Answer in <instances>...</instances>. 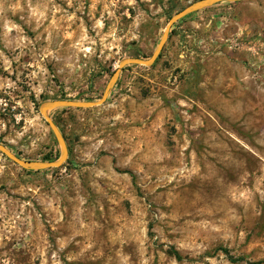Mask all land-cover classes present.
<instances>
[{"label": "rangeland", "instance_id": "1", "mask_svg": "<svg viewBox=\"0 0 264 264\" xmlns=\"http://www.w3.org/2000/svg\"><path fill=\"white\" fill-rule=\"evenodd\" d=\"M195 1L0 0V143L58 157L41 107L99 101ZM169 36L104 105L51 113L62 167L28 174L0 153V264H264V0Z\"/></svg>", "mask_w": 264, "mask_h": 264}, {"label": "water", "instance_id": "2", "mask_svg": "<svg viewBox=\"0 0 264 264\" xmlns=\"http://www.w3.org/2000/svg\"><path fill=\"white\" fill-rule=\"evenodd\" d=\"M243 1H249V0H198L191 4H189L187 7H185L180 12L174 14L168 21L164 32L160 38V41L154 50L153 54L148 59H140L137 57H130L123 59L118 64V68L113 72L111 75V78L100 98L97 102H79V101H71V100H55V101H49L45 103L40 110V113L42 117L44 118L46 124L50 128L52 134L54 135L58 148H59V155L58 158L54 161L45 162V161H28V160H22L18 156L11 153L3 144L0 143V153L5 156L8 160H10L13 164L18 166L24 171H32V172H40L50 169H58L62 167L67 159H68V146L66 143V140L57 127V125L53 122L51 118V113L54 110L61 109V108H67V109H92L99 106H102L106 103L107 98L109 97L111 91L115 87L120 74L124 70V68L129 66H141L150 68L154 65V63L158 60L164 46L166 45L170 31L172 27L179 22L180 20L184 19L185 17L202 11L204 9L213 7L218 4L222 3H239Z\"/></svg>", "mask_w": 264, "mask_h": 264}, {"label": "trees", "instance_id": "3", "mask_svg": "<svg viewBox=\"0 0 264 264\" xmlns=\"http://www.w3.org/2000/svg\"><path fill=\"white\" fill-rule=\"evenodd\" d=\"M169 38H170V36H169ZM161 57V54H160V56H159V58ZM158 58V59H159ZM158 61V60H157ZM157 61L154 63V65L157 63ZM63 110H67V108H63ZM60 131H61V133H62V130L60 129ZM63 134V133H62ZM58 157H55L53 160H50V159H48V158H46V159H44V161H48V162H50V161H54V160H56ZM26 173H28V174H33V173H38V172H32V171H25ZM222 252L225 254V255H227L231 260H232V258H231V256L229 255V252H228V250H226V249H223L222 250ZM170 255H172L176 260H178V261H180L182 258H181V256L179 255V253L176 251V250H173V249H170L169 250V252H168Z\"/></svg>", "mask_w": 264, "mask_h": 264}]
</instances>
